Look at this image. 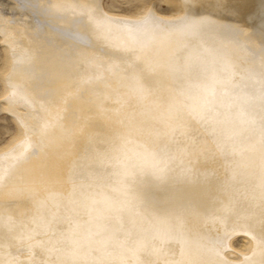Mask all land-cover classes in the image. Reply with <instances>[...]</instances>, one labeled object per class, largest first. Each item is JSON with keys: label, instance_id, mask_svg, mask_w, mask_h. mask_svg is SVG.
I'll return each instance as SVG.
<instances>
[{"label": "bare ground", "instance_id": "obj_1", "mask_svg": "<svg viewBox=\"0 0 264 264\" xmlns=\"http://www.w3.org/2000/svg\"><path fill=\"white\" fill-rule=\"evenodd\" d=\"M102 1L0 0L24 131L0 153V264H264V0L148 24ZM57 226L73 256L45 251Z\"/></svg>", "mask_w": 264, "mask_h": 264}, {"label": "rangeland", "instance_id": "obj_2", "mask_svg": "<svg viewBox=\"0 0 264 264\" xmlns=\"http://www.w3.org/2000/svg\"><path fill=\"white\" fill-rule=\"evenodd\" d=\"M102 5L104 11L107 14L116 17L119 16L120 18H128V19H141L144 16H146L149 11H152L153 8H154L153 11L156 13V15H158L159 17L162 16L163 18H171V17L178 18L183 13V5L181 0H103ZM113 58L116 60L118 59L117 57H113ZM114 59L104 61L102 62V64L105 67H108L110 64L114 62ZM11 61L12 59H11V52L9 50V47L7 46L6 43H3L0 38V106H3L4 108L7 107L6 97L9 94V87L8 84L6 83V75L10 71ZM3 107H1L2 110H4ZM2 110H0V153L8 151L9 148L14 147L17 143H19L22 140L24 136L23 128L19 120L15 118L14 114L9 110H7V108H5V111ZM147 125L148 124H146V127H148ZM132 134H134L135 136ZM132 134H128L130 135V139L126 134L123 135L125 140L119 142V147L125 144H130V146L132 145L135 146V144L131 145V143H135L136 141H138L140 138L139 136L142 135H139L134 132ZM146 135L151 138V134H146ZM132 136H134V138ZM126 138L129 139V141L131 140V138L132 140L134 139V141L135 139L137 140L135 142L131 140L130 141L131 143H127ZM142 140L143 139H140V141ZM140 141H138L136 145H139L141 143ZM104 149L105 148H103V150ZM134 149H136L137 151V148H133V150ZM123 225L125 224L123 223ZM59 231H61L62 233H60ZM67 232L68 231L65 230V228L62 229V227L57 226L56 230L52 233L53 241L49 243V245L47 244L48 245L47 249L51 248L55 250V253L60 254L61 256H63V254L68 256H73L72 255L73 250L70 249L68 246L62 244L63 239ZM22 236L25 237L26 235L22 234ZM230 245H231V249L237 254L247 253L248 249L250 248L249 239L245 237L243 234H235L230 239ZM47 249L45 251L48 252L49 255L50 252L49 249L48 250ZM99 252L102 255H106L109 253V251H106L105 253L103 249H100ZM85 258L86 257H82L83 262L89 264L88 261H86L87 258L86 259ZM48 259H50L49 262L51 264L55 262L53 260L55 259V257L53 256H49ZM57 263L68 264L61 262V260L58 259H57Z\"/></svg>", "mask_w": 264, "mask_h": 264}, {"label": "snow or ice", "instance_id": "obj_3", "mask_svg": "<svg viewBox=\"0 0 264 264\" xmlns=\"http://www.w3.org/2000/svg\"><path fill=\"white\" fill-rule=\"evenodd\" d=\"M152 19H154V18L151 16V13H149V15L144 18L143 23L148 24ZM245 259H247V258H245ZM225 264H227V261H225Z\"/></svg>", "mask_w": 264, "mask_h": 264}]
</instances>
